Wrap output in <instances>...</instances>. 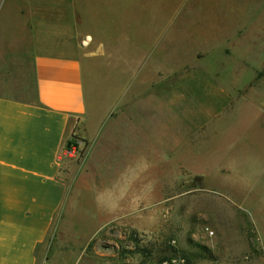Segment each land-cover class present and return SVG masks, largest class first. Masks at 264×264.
Masks as SVG:
<instances>
[{"label": "rangeland", "instance_id": "1", "mask_svg": "<svg viewBox=\"0 0 264 264\" xmlns=\"http://www.w3.org/2000/svg\"><path fill=\"white\" fill-rule=\"evenodd\" d=\"M33 1L76 13L66 42L94 57L96 112L122 87L106 41L138 78L122 139L77 132L61 154L67 195L38 264H264V0ZM0 88L35 100L29 60Z\"/></svg>", "mask_w": 264, "mask_h": 264}, {"label": "crops", "instance_id": "2", "mask_svg": "<svg viewBox=\"0 0 264 264\" xmlns=\"http://www.w3.org/2000/svg\"><path fill=\"white\" fill-rule=\"evenodd\" d=\"M69 2L76 7V0ZM61 15L66 18L60 11L44 15L33 0H0V76L29 60L36 93L35 100H21L0 88V264H38L39 247L66 199L59 160L71 136L81 132L91 145L105 130L122 139L115 127L128 125L131 117L126 85L138 78L130 60L114 62L106 41L107 66L120 74L122 87L96 112L84 70L94 57L66 42L65 33L75 31L67 23H76V13L67 20ZM145 77L143 71L142 85ZM259 123L264 127L263 118Z\"/></svg>", "mask_w": 264, "mask_h": 264}, {"label": "built area", "instance_id": "3", "mask_svg": "<svg viewBox=\"0 0 264 264\" xmlns=\"http://www.w3.org/2000/svg\"><path fill=\"white\" fill-rule=\"evenodd\" d=\"M73 141H74V144L72 145L70 152L76 153L78 151L81 143H80V140H78V139H74Z\"/></svg>", "mask_w": 264, "mask_h": 264}, {"label": "trees", "instance_id": "4", "mask_svg": "<svg viewBox=\"0 0 264 264\" xmlns=\"http://www.w3.org/2000/svg\"><path fill=\"white\" fill-rule=\"evenodd\" d=\"M74 139H77V136L75 134H73L71 136V138L69 139V141L67 142V149L68 150H71L72 145L74 144V141H73Z\"/></svg>", "mask_w": 264, "mask_h": 264}]
</instances>
